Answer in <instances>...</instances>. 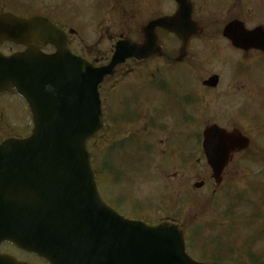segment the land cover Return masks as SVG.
Masks as SVG:
<instances>
[{
    "label": "water",
    "instance_id": "95a60500",
    "mask_svg": "<svg viewBox=\"0 0 264 264\" xmlns=\"http://www.w3.org/2000/svg\"><path fill=\"white\" fill-rule=\"evenodd\" d=\"M225 35L238 46L230 30ZM3 43L34 46L0 55V94L15 90L25 100L33 129L26 140L0 145V243L48 264H199L185 254L180 227L126 220L99 196L86 143L102 128L98 86L115 62L93 70L72 57L63 36L42 20L0 16ZM46 43L57 47L54 56L35 48ZM203 138V154L219 184L232 155L249 141L216 126L207 127ZM0 264L20 263L0 256Z\"/></svg>",
    "mask_w": 264,
    "mask_h": 264
},
{
    "label": "rangeland",
    "instance_id": "374dc122",
    "mask_svg": "<svg viewBox=\"0 0 264 264\" xmlns=\"http://www.w3.org/2000/svg\"><path fill=\"white\" fill-rule=\"evenodd\" d=\"M14 1L0 0V10L7 6L6 11L15 12L11 7ZM9 51L15 49L8 46L0 49V53ZM245 65L241 74L231 67L217 66L212 71L198 72L199 86L202 80L218 75L217 91L210 95L199 91L196 123L184 120L178 129H173L177 121L152 118L151 124L159 129L145 132L148 136L145 145L149 146L143 148L146 154L142 149L132 152L128 144L132 137H126L132 131L130 127L143 132L142 118L128 124L129 120L122 119L121 114L130 111V104L122 103L117 113L113 96L105 93L107 127L101 136L102 151L94 144L93 149L89 147L93 168L98 172L97 186L105 203L127 219L142 220L149 225L169 220L181 225L188 242L186 253L194 261L211 257L210 247L216 237L222 242H237L251 232L263 237L257 236L259 247L252 250L264 251V232H256L264 231V58L250 57ZM166 79L173 89L179 85L174 73ZM239 85L244 88L241 99L231 92ZM222 90L229 94H222ZM179 100L172 98L173 103ZM137 108L142 111V105ZM212 123L225 129L239 128L251 140L249 150L234 157L215 193L201 147L182 150L175 143L170 148L172 133L197 129L199 134ZM29 125L28 113L19 99L13 95L0 98V142L8 136L28 135ZM115 146L120 148L113 152ZM181 147L186 149L184 141ZM104 163L110 165L108 172L103 169ZM199 181L205 182L204 187L194 190L192 186ZM257 205L263 212L261 216H253L255 223L249 212L258 215ZM17 257L24 259L26 255Z\"/></svg>",
    "mask_w": 264,
    "mask_h": 264
},
{
    "label": "flooded vegetation",
    "instance_id": "af4514ba",
    "mask_svg": "<svg viewBox=\"0 0 264 264\" xmlns=\"http://www.w3.org/2000/svg\"><path fill=\"white\" fill-rule=\"evenodd\" d=\"M6 7L0 15L8 13L23 20L39 17L56 26L65 34L69 52L96 69L109 64L117 46L127 48L126 58L115 66L113 78H105L101 84L100 97L104 104L105 93L113 96L117 113L122 103L130 104V111L121 114L128 124L142 118L143 132L130 127L132 131L126 136L132 137V146L140 148L147 146L145 132L159 129L151 124L152 118L177 121L173 129L184 120L196 123L199 91L210 95L219 87L208 88L201 82L199 86L198 72L217 66L231 67L241 74L250 57L264 58V0H16L11 5L15 12L6 11ZM232 22L241 24L247 32L258 31L248 42V50L234 48L223 36L224 28ZM15 49L21 52L26 48ZM40 51L52 55L55 49L44 46ZM173 73L178 89L167 83V75ZM242 87L231 91L238 99L243 96ZM176 97L180 100L173 103ZM138 105H142L141 112ZM103 140L99 136L98 149ZM183 141L184 150L195 149L197 129L172 133L170 148L175 143L182 148ZM0 252L28 264H46L9 244L1 245ZM246 258L242 257L243 263ZM257 259L255 264H264L263 256Z\"/></svg>",
    "mask_w": 264,
    "mask_h": 264
},
{
    "label": "trees",
    "instance_id": "16d2710c",
    "mask_svg": "<svg viewBox=\"0 0 264 264\" xmlns=\"http://www.w3.org/2000/svg\"><path fill=\"white\" fill-rule=\"evenodd\" d=\"M255 261H252V263H254ZM232 263H234V264H238L239 263V261L238 260H235V261H232Z\"/></svg>",
    "mask_w": 264,
    "mask_h": 264
}]
</instances>
